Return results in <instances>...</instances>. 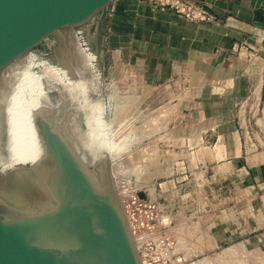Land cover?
Returning <instances> with one entry per match:
<instances>
[{"label": "rangeland", "instance_id": "1", "mask_svg": "<svg viewBox=\"0 0 264 264\" xmlns=\"http://www.w3.org/2000/svg\"><path fill=\"white\" fill-rule=\"evenodd\" d=\"M214 1L112 0L75 30L111 100L108 140L128 139L108 177L119 195L151 199V236H169H133L147 264H264V0ZM73 31L58 32L63 57L58 34L32 50L68 67ZM34 188L0 170L8 203H32Z\"/></svg>", "mask_w": 264, "mask_h": 264}, {"label": "water", "instance_id": "2", "mask_svg": "<svg viewBox=\"0 0 264 264\" xmlns=\"http://www.w3.org/2000/svg\"><path fill=\"white\" fill-rule=\"evenodd\" d=\"M111 1L0 0V72L60 30L89 22ZM58 36L61 53L65 36ZM35 125L44 157L11 176L34 183L36 196L20 205L0 196V264H141L107 162L97 184L61 124L42 110Z\"/></svg>", "mask_w": 264, "mask_h": 264}, {"label": "bare ground", "instance_id": "3", "mask_svg": "<svg viewBox=\"0 0 264 264\" xmlns=\"http://www.w3.org/2000/svg\"><path fill=\"white\" fill-rule=\"evenodd\" d=\"M80 40L75 31L71 41L74 60H70L68 67L30 50L0 72V170H9L10 174L28 171L44 157L45 147L35 125V115L42 110L52 123L61 124L70 146L94 175L99 177L103 164L111 156L115 158L114 167L118 166L117 155L128 139L121 136L108 140L111 128L116 125V119L105 116L111 100H101L100 72ZM45 41L49 47L55 45L50 37ZM60 54L63 57L64 53ZM53 90L59 93L60 106L49 96Z\"/></svg>", "mask_w": 264, "mask_h": 264}, {"label": "built area", "instance_id": "4", "mask_svg": "<svg viewBox=\"0 0 264 264\" xmlns=\"http://www.w3.org/2000/svg\"><path fill=\"white\" fill-rule=\"evenodd\" d=\"M120 197L125 210L128 226L133 236H144L147 239V245L151 243L154 244L157 240H159L161 243L169 245V236L165 233H162L160 238H152L151 236L157 230V222L159 223L160 220L158 208L151 199H148L147 197L134 191H129L123 195L121 194ZM138 252L141 258V264H147L140 247H138ZM166 252L168 253V251ZM165 261L169 262L165 263ZM178 261H180V258L178 259L168 256L162 262L163 264H178Z\"/></svg>", "mask_w": 264, "mask_h": 264}, {"label": "crops", "instance_id": "5", "mask_svg": "<svg viewBox=\"0 0 264 264\" xmlns=\"http://www.w3.org/2000/svg\"><path fill=\"white\" fill-rule=\"evenodd\" d=\"M212 2H215L214 0H211ZM235 1V3H239V2H242L243 0H231V3L232 2H234ZM259 0H255V2H254V4L252 5V8L256 5H258L259 6ZM258 6L256 7L257 9H258ZM254 10V9H253Z\"/></svg>", "mask_w": 264, "mask_h": 264}]
</instances>
